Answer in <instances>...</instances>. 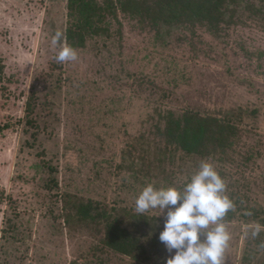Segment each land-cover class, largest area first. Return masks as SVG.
<instances>
[{"label":"rangeland","instance_id":"obj_1","mask_svg":"<svg viewBox=\"0 0 264 264\" xmlns=\"http://www.w3.org/2000/svg\"><path fill=\"white\" fill-rule=\"evenodd\" d=\"M114 2L77 60L59 63L68 0H0V264H166L164 217L134 201L148 183L182 187L203 160L258 209L225 216L222 264H264V0L216 33L155 28ZM185 110L234 121L233 144L206 155L168 145L163 115ZM89 201L120 215L148 257L115 251L103 222L76 218Z\"/></svg>","mask_w":264,"mask_h":264},{"label":"trees","instance_id":"obj_2","mask_svg":"<svg viewBox=\"0 0 264 264\" xmlns=\"http://www.w3.org/2000/svg\"><path fill=\"white\" fill-rule=\"evenodd\" d=\"M246 1L117 0L124 12L143 22L149 21L152 27L156 28L162 24L195 27L201 24L215 33L221 30L223 24L234 21L239 6ZM106 2L107 5H100L95 0H68L71 18L64 32L68 45L73 48L83 47L86 35L101 32V29L93 27V24L104 21L106 14L116 11L114 0ZM251 4L254 7V4ZM3 69L4 66L0 60V82ZM163 116L165 124L164 128L159 127V134L165 138L168 145L175 146L188 154L206 155L218 148L220 153L225 152L227 147L233 144L232 138L237 133V125L234 121L214 116L200 117L197 112L191 110H185L181 115L169 112ZM29 121L31 124L34 123L33 118ZM228 196L234 203V209L227 213V218L234 217L237 214L236 211L243 208L257 218L258 209L244 204L247 199L245 194L238 192L237 189V191H229ZM259 209L261 210L260 207ZM75 216L81 221L92 224L103 222L106 243L115 251L141 258L148 257V247L143 237L134 233L117 213L109 214L107 209L99 205L95 206L92 201H89L77 206ZM143 216L141 215V218Z\"/></svg>","mask_w":264,"mask_h":264},{"label":"clouds","instance_id":"obj_3","mask_svg":"<svg viewBox=\"0 0 264 264\" xmlns=\"http://www.w3.org/2000/svg\"><path fill=\"white\" fill-rule=\"evenodd\" d=\"M62 35L57 32L53 43H59ZM77 58V50L66 43L55 56L59 63ZM134 204L137 214L158 210L157 217H164L159 240L171 254L166 264H222L231 238L223 221L234 209V203L226 194L224 178L212 162L201 161L182 187L146 184ZM259 231L257 227L253 235Z\"/></svg>","mask_w":264,"mask_h":264}]
</instances>
